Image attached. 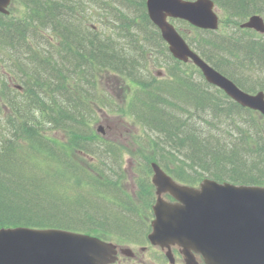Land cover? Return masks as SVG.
Instances as JSON below:
<instances>
[{"label":"trees","instance_id":"trees-1","mask_svg":"<svg viewBox=\"0 0 264 264\" xmlns=\"http://www.w3.org/2000/svg\"><path fill=\"white\" fill-rule=\"evenodd\" d=\"M20 1L26 12L0 14V99L7 108L0 106V111H5L8 132L0 133V227L143 240L151 196L144 195L140 207L130 204L120 189L123 150L91 126L97 108L90 101L103 102L96 85L101 68L124 72L140 83L138 99L148 111L138 120L157 133L152 142L142 139L141 147L166 170L173 157L175 166L168 172L175 178L192 185L205 177L264 185V116L218 88L212 92L199 69L200 80L181 70L184 64L171 56L148 17L146 0ZM214 2L226 29L186 23L194 36L182 34L244 90L264 91V34L239 27L254 13L264 16V0ZM87 3L112 16V35L88 25ZM162 54L172 59L168 77L146 76L140 66ZM11 79L23 84L22 93L4 94ZM55 128L68 132L72 152L47 134ZM179 152L185 161L176 159ZM143 161L138 167L141 187L149 183V165Z\"/></svg>","mask_w":264,"mask_h":264},{"label":"water","instance_id":"water-1","mask_svg":"<svg viewBox=\"0 0 264 264\" xmlns=\"http://www.w3.org/2000/svg\"><path fill=\"white\" fill-rule=\"evenodd\" d=\"M9 2L0 0V11L7 14ZM146 6L174 57L191 59L208 82L241 105L264 114L262 90H242L192 50L169 21L180 18L215 30L219 17L213 0H146ZM240 26L264 32V20L258 14ZM152 166L157 199L148 239L154 245L167 247L171 261L170 247L177 244L186 264H198L193 252L201 254L206 264H264V186L206 178L199 187H193L176 183L156 163ZM164 192L176 201L164 200ZM116 253L115 244L88 234L21 226L0 228V264H110Z\"/></svg>","mask_w":264,"mask_h":264},{"label":"rangeland","instance_id":"rangeland-1","mask_svg":"<svg viewBox=\"0 0 264 264\" xmlns=\"http://www.w3.org/2000/svg\"><path fill=\"white\" fill-rule=\"evenodd\" d=\"M10 6L11 12L8 16L6 14H1L3 17H16L22 14L24 5L20 0L15 1V3H12ZM85 6V12L91 16L88 18V25L91 22V24H94V28L101 34L112 35V29L110 28V23L113 21L112 16L99 13L97 8L93 9L88 3ZM217 11L218 13L221 12L220 10ZM220 17L222 16L220 15ZM107 20L110 22H106V25L105 21ZM172 22L181 33L194 36V34L191 33L189 26L185 22L179 21L177 19H173ZM220 29L223 31L226 29V26L224 27V25H220ZM117 36L119 38L118 41L120 42V34ZM171 63L172 59L168 58L165 54L160 55L159 58H156L152 55L143 62L145 65L140 67L146 76L150 75L149 72H151V74L156 78L166 79L168 77L167 68ZM179 68L183 71L188 70V73L191 75L193 80H200L199 74L196 71V67L191 63H187V65H179ZM97 70L98 73L96 85L98 84V87L101 89L103 102H98L97 98L93 99L92 102L90 101V104L92 103L94 109L97 108V116L94 121L92 120L91 126L97 136L101 137L103 140L113 142L115 145H117V147L119 146L123 150V173L120 178V189L131 199L130 204L140 207L141 203H145L144 195H150L151 198L148 204V207H150L156 197L155 186L151 183L153 170L151 169L148 172L147 177L149 183H147L145 187H141V184L139 185L140 181L138 179V167L142 165V162H144L143 160L148 162V164L151 166L153 158L150 152L144 150L141 147L142 145L140 144V141L144 139L152 142L151 137L156 136L157 133L151 130L152 128L149 126L140 123L138 120L142 112L144 113V111H148L145 108L142 109L138 99L141 92L140 83H137L133 78H131L130 75L124 74V72H119V74H116L109 68H105V70L103 68ZM18 84L21 85V88H17L16 85ZM9 89L10 91L8 92ZM209 89L212 92L217 93L214 87H210ZM22 91L23 84L16 79H11V85L9 81L7 84V92H4V94L15 96L18 93H22ZM4 101H6L5 98ZM109 101L112 102V106H108ZM173 105L175 107H180L178 102L174 103ZM0 106L5 110L7 109L3 106L1 99ZM5 117V111H0V133H8L6 131ZM46 132L72 152V148L68 146V132L65 133L61 128L48 129ZM149 150H151V148ZM175 157L176 159L180 160V162L185 161L184 154L181 152L177 153ZM173 159L174 158L172 157L171 161L167 162L166 164L168 170L175 166ZM109 160L108 163H110ZM110 164L114 165V162L112 161ZM117 167L120 169L118 165ZM139 192L141 199L139 197ZM164 197L166 198V196ZM150 219L151 215L148 218L145 217L147 224L150 223ZM106 239H111L112 241L118 243V241L113 238L106 237ZM123 243L128 244L133 248L134 252L136 253V257L128 259L127 257L125 258L123 256L120 258L119 255V261L116 264H120V261H123L126 264H163L164 257L160 255L156 249L148 248L151 250L140 251L139 246L143 243V241H129ZM178 264H182L181 260Z\"/></svg>","mask_w":264,"mask_h":264},{"label":"flooded vegetation","instance_id":"flooded-vegetation-1","mask_svg":"<svg viewBox=\"0 0 264 264\" xmlns=\"http://www.w3.org/2000/svg\"><path fill=\"white\" fill-rule=\"evenodd\" d=\"M147 248H148V246H142V249H147ZM150 250H151V249H150ZM172 250H173L174 255H175V258H176V261H175L173 264H178V263L180 262V260H181V263H182V264H186V263L184 262V259L182 258L181 254H180L179 248H178V247H173ZM157 251H158V253H160V255H162V256L164 257L163 264H169L168 261H167L166 258H165L164 253L162 252V250H157ZM134 258H135V257H134ZM177 259H178L179 261H178ZM196 259H197V261H198V264H204L202 258H201L199 255H197V254H196ZM120 264H126V263L123 262V261H120Z\"/></svg>","mask_w":264,"mask_h":264},{"label":"bare ground","instance_id":"bare-ground-1","mask_svg":"<svg viewBox=\"0 0 264 264\" xmlns=\"http://www.w3.org/2000/svg\"><path fill=\"white\" fill-rule=\"evenodd\" d=\"M218 6V5H217ZM25 9H26V7H24L23 6V12H26L25 11ZM220 9V8H219ZM37 22V21H36ZM55 30V29H54ZM213 31V30H212ZM217 32V31H216ZM9 59V58H8ZM10 81V85H11V80H9ZM17 86V88H21V85L20 84H18V85H16ZM6 118V117H5ZM109 235V234H108ZM121 236V235H120ZM129 236H131V235H129ZM128 237V236H127ZM125 238V237H124ZM128 238H130V239H132L131 237H128ZM121 239V238H120ZM122 239H123V237H122ZM125 240H126V238H125ZM133 240V239H132ZM130 241V240H129Z\"/></svg>","mask_w":264,"mask_h":264}]
</instances>
